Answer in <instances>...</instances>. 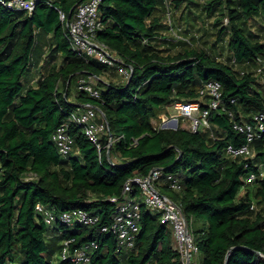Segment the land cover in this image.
Segmentation results:
<instances>
[{
  "label": "trees",
  "instance_id": "16d2710c",
  "mask_svg": "<svg viewBox=\"0 0 264 264\" xmlns=\"http://www.w3.org/2000/svg\"><path fill=\"white\" fill-rule=\"evenodd\" d=\"M84 1H41L32 15L0 4V264H53L59 248L58 239L51 238L54 233L63 240L75 238L73 249L96 239L99 248L91 264H182L174 230L144 204L133 251L118 252L116 235L99 229L112 220L118 200L140 201L137 185L123 194L126 182L155 168L162 176L182 179L180 189L160 187L192 220L201 264H226L227 259L229 264H264V209H252L255 201L264 205V177L245 182L252 172H260L264 137L254 144L255 157L232 159L226 151L229 144L246 141L235 121L264 114L263 74L239 68L264 61L263 36L250 25L251 19L264 18V0L205 4L210 13L221 12L222 23L228 19L220 30L221 35L230 33L220 40H228L220 45V57L197 47L175 53L157 49L154 44L166 28L163 0H103L99 16L104 27L98 38L123 59L121 65L132 68L123 81L108 78V65L78 57L66 37L71 10L75 13ZM184 1L177 0L176 6ZM224 52L226 60L221 58ZM49 56L54 62L42 64ZM32 69L41 78L26 89ZM88 76L101 99L78 89V81ZM211 79L222 82L223 104L211 111L210 128L193 132L153 125L176 101L201 96L203 103L209 102L200 89ZM87 104L95 110V122L106 124L102 149L69 119ZM63 123L75 140L67 158L54 136ZM38 204L57 213L85 209L99 215L100 223L69 228L58 220L49 227Z\"/></svg>",
  "mask_w": 264,
  "mask_h": 264
},
{
  "label": "built area",
  "instance_id": "2783aa9c",
  "mask_svg": "<svg viewBox=\"0 0 264 264\" xmlns=\"http://www.w3.org/2000/svg\"><path fill=\"white\" fill-rule=\"evenodd\" d=\"M41 1L51 2L52 0H0V4L7 9L25 11L29 15H32ZM102 3L103 0H86L81 2L76 8L73 20L69 23L67 22L66 37L78 57L88 61L95 60L101 64L108 65L110 69L118 66L120 73L125 78H129L130 67L127 68L121 65V63L124 64L123 59L98 38L99 32L104 27L99 16ZM58 10L62 21H66V13L59 8ZM170 26H172V23ZM172 31L175 34L176 29L173 28ZM260 61L261 59H259L258 63ZM257 72L259 74L264 73V66L259 67ZM78 89L101 99V92L95 87L92 76L81 78L78 81ZM200 93L203 96H207V98L209 97V102L205 104L200 99L188 102H174L171 105L174 111L164 123L168 124L166 127H176L174 129H177L180 125V118L187 117L190 119L188 129L193 132H197L201 128H210L211 111L219 110L223 104L222 82L215 79L206 80L201 86ZM85 107V111L72 112L69 119L81 125L86 135L102 149L100 137L107 129L106 124L96 123L94 108L89 104ZM234 127L246 135V141L239 145L229 144L227 154L232 158L254 157V144L264 137V114H256L253 121L246 123L235 121ZM68 128V123H63L58 127L54 135L57 147L64 158L69 157L75 142L74 137L68 133ZM113 142L112 137H110L107 147L111 148ZM1 172L2 169L0 167V174ZM161 177L162 170L155 168L148 176L136 175L130 178L125 184L123 194L133 192L137 185L141 188V198L143 200L141 202L135 200L117 201V198H113L112 200L117 201L118 204L116 211L113 214L112 220L99 228L100 232L116 235L118 239V252L129 253L133 251L141 229L140 221L142 218V205L144 204L152 211L160 214V221L162 223L172 225L182 264H195L194 260L199 254L200 249L195 240L191 223L183 213L181 207L169 196L161 192L159 183ZM263 177V170L261 172H252L246 181L254 182ZM167 181L170 188L176 190L181 188V180L173 174L168 175ZM37 209L44 215L46 223L50 226L55 225L58 220L69 228L77 225L95 226L100 223L99 215L92 214L85 209L75 208L57 213L55 210L46 208L42 204H38ZM74 240L75 238L73 237L64 240L61 249L62 260L67 261L69 264H91L93 254L99 248V242L93 239L73 249Z\"/></svg>",
  "mask_w": 264,
  "mask_h": 264
},
{
  "label": "rangeland",
  "instance_id": "374dc122",
  "mask_svg": "<svg viewBox=\"0 0 264 264\" xmlns=\"http://www.w3.org/2000/svg\"><path fill=\"white\" fill-rule=\"evenodd\" d=\"M177 1V0H176ZM175 0H163V12L165 14L164 21L166 28L163 29L160 32V36L158 38V41L154 44V46L157 49H161L165 52H179L184 49H191L194 47H197L199 49H206L209 52H212V54L216 55V57H220V45L225 44L227 45V39L224 41H220L222 36L223 39L228 37L229 32H225L223 35H221L220 30L223 28V25H227L228 21L227 19L224 20L222 23L220 19H222V14L220 11H215L210 13L207 11V6H205L206 3L211 2V0H185L180 6H176L177 4ZM202 4V5H201ZM225 7V6H224ZM218 10V9H217ZM217 12V13H216ZM171 17V19H170ZM172 23V26H170ZM250 25L255 33H258L259 35L262 34L264 39V18L262 16L257 17L256 19H251ZM168 27V28H167ZM172 27V28H171ZM175 28L176 32L174 34V31L172 29ZM225 36V37H224ZM226 51V49H225ZM60 56V55H59ZM223 56V57H222ZM221 58L225 59L227 57V52L222 53ZM226 60V59H225ZM46 61H50V63L54 62V59L52 60V57L49 56L45 59L43 57L42 64H46ZM57 62H60V59L57 60ZM261 66H264V61H260L259 64L256 65V67L251 65H244L242 67H239L242 72H257V69ZM45 68H49V65H47ZM109 68V66H108ZM237 69H239L236 66ZM42 69V68H41ZM44 69V68H43ZM45 72L47 69L44 70ZM41 73V72H40ZM259 75V73H256ZM264 76V73H261ZM41 75V74H40ZM106 78V77H105ZM109 79L117 80V81H123L126 80L124 76H122L119 71L110 72ZM108 78H106L107 81ZM264 93V88H263ZM170 113L167 110H164L160 113V115L155 118V120L152 122L153 125L157 128H176V127H170L167 126L168 124H164L165 120L169 117L171 113H173V108L170 106ZM180 125L179 128H189L190 126V119L187 117H181L179 121ZM178 128V129H179ZM259 168L264 171V162L259 161ZM161 180L165 182H168V175L162 176ZM162 185V183H161ZM161 188V187H160ZM255 186L251 185V191H255ZM247 191V189L242 190V195ZM143 200V199H141ZM253 211L258 212L262 209H264V205L255 201L254 205L252 206ZM64 243V240L61 239L58 241V246L62 245ZM57 246V247H58ZM203 262V255L198 254L195 257L194 263L201 264ZM53 264H60L59 259L53 260Z\"/></svg>",
  "mask_w": 264,
  "mask_h": 264
},
{
  "label": "crops",
  "instance_id": "0c3cea01",
  "mask_svg": "<svg viewBox=\"0 0 264 264\" xmlns=\"http://www.w3.org/2000/svg\"><path fill=\"white\" fill-rule=\"evenodd\" d=\"M95 61V60H94ZM131 69L132 68H130V72H131ZM114 72V69H110L109 68V71H108V74H110V72ZM119 71V73H120V70H118ZM121 74V73H120ZM107 75V74H106ZM122 75V74H121ZM107 76H109V75H107ZM107 76H106V78H107ZM41 78V76H40V73H38L37 71H36V69H32L29 73H28V75H27V78H26V81H25V88L26 89H28V88H30V87H32V86H35V85H37V83L39 82V79ZM105 78V77H104ZM105 78V79H106ZM125 79H127V78H125ZM109 80V79H108ZM93 83H94V81H93ZM203 84V83H202ZM95 85V84H94ZM198 99H200V100H202V97L200 96V98H197L196 100H198ZM172 107V106H171ZM170 106L168 107V112L170 113ZM84 110H86V109H84ZM83 110V111H84ZM255 116V115H254ZM254 118V117H253ZM155 120V119H154ZM153 120V121H154ZM251 121H253V120H251ZM246 123V122H245ZM235 128V127H234ZM227 151V150H226ZM254 153H255V155H256V151H255V148H254ZM228 155V154H227ZM255 155H254V157H255ZM229 156V155H228ZM230 157V156H229ZM230 158H232V157H230ZM233 159V158H232ZM234 159H241V157H239V158H234ZM259 167V166H258ZM259 170H260V172H261V169L259 168ZM179 178V177H178ZM248 178V177H247ZM247 178L245 179V182L247 183V184H250V183H252V182H247L246 180H247ZM180 180H181V187H182V179L181 178H179ZM160 184L162 183V185L163 186H168L169 188H170V186H169V184L167 183V182H165L164 183V181H162V180H160V182H159ZM244 188H246V187H244ZM172 189V188H171ZM160 190H161V192H162V189L160 188ZM163 193V192H162ZM164 194V193H163ZM240 194H242V191L240 192ZM165 195H167V194H165ZM167 196H169V195H167ZM170 197V196H169ZM141 196H140V201H138V200H135V201H137V202H141ZM172 199V198H171ZM173 200V199H172ZM147 207V206H146ZM148 208V207H147ZM149 209V208H148ZM152 211V210H151ZM153 212H155V213H157L158 215H159V219H160V214L158 213V212H156V211H153ZM188 220H191V219H188ZM192 221V220H191ZM191 221H190V223H191ZM56 225V224H55ZM55 225H53V226H49V227H54ZM169 225V227H171L172 229H173V227H172V225H170V224H168ZM191 228H192V225H191ZM174 230V229H173ZM174 233H175V231H174ZM61 234V233H60ZM60 234L59 233H54V234H51V238L52 239H56V241H57V239H58V241L61 239L60 238ZM62 240L63 239H61V242H62ZM65 240V239H64ZM58 241H57V243H58ZM174 243H175V247H176V249H177V240H176V236H174ZM62 246H63V244L62 245H60V247L56 250V251H54V253H53V260H58L59 259V261L62 259L61 258V249H62ZM201 254V252L199 251V255ZM196 264H199V263H196Z\"/></svg>",
  "mask_w": 264,
  "mask_h": 264
},
{
  "label": "water",
  "instance_id": "95a60500",
  "mask_svg": "<svg viewBox=\"0 0 264 264\" xmlns=\"http://www.w3.org/2000/svg\"><path fill=\"white\" fill-rule=\"evenodd\" d=\"M74 10H75V8H73V9L71 10V13H70V16H69V19H68V23L70 22V20H71V18H72V16H73ZM177 129H178V128H177ZM181 156H182V154H180V156H179L178 159H180ZM226 264H229V259H227Z\"/></svg>",
  "mask_w": 264,
  "mask_h": 264
}]
</instances>
